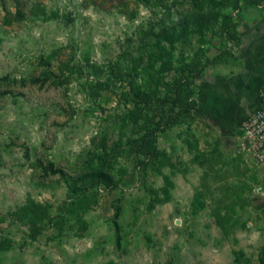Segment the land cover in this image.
I'll return each instance as SVG.
<instances>
[{"label":"rangeland","instance_id":"rangeland-1","mask_svg":"<svg viewBox=\"0 0 264 264\" xmlns=\"http://www.w3.org/2000/svg\"><path fill=\"white\" fill-rule=\"evenodd\" d=\"M263 101L264 0H0V264H264Z\"/></svg>","mask_w":264,"mask_h":264},{"label":"built area","instance_id":"built-area-1","mask_svg":"<svg viewBox=\"0 0 264 264\" xmlns=\"http://www.w3.org/2000/svg\"><path fill=\"white\" fill-rule=\"evenodd\" d=\"M240 147L248 152L264 173V101L240 124ZM256 194H264V187H257Z\"/></svg>","mask_w":264,"mask_h":264},{"label":"trees","instance_id":"trees-1","mask_svg":"<svg viewBox=\"0 0 264 264\" xmlns=\"http://www.w3.org/2000/svg\"><path fill=\"white\" fill-rule=\"evenodd\" d=\"M234 32L235 31H233V33ZM182 94L183 88L181 86H177L175 89V98L172 101V105H162L161 110L163 116L158 121L156 127L152 131H150L151 135L155 136V133L158 129L165 130L169 126L179 122L183 114L189 115L192 112V110L194 109V105L186 98L183 99ZM178 99L180 101H178ZM160 101L165 103V99H161Z\"/></svg>","mask_w":264,"mask_h":264},{"label":"crops","instance_id":"crops-1","mask_svg":"<svg viewBox=\"0 0 264 264\" xmlns=\"http://www.w3.org/2000/svg\"><path fill=\"white\" fill-rule=\"evenodd\" d=\"M247 116H248V115H247ZM247 116H246V117H247ZM242 121H243V120H242Z\"/></svg>","mask_w":264,"mask_h":264}]
</instances>
